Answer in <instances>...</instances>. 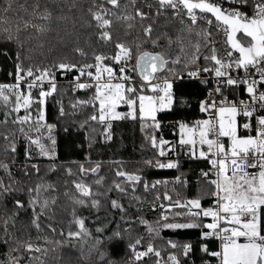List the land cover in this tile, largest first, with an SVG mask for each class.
I'll return each instance as SVG.
<instances>
[{
	"label": "snow or ice",
	"instance_id": "obj_1",
	"mask_svg": "<svg viewBox=\"0 0 264 264\" xmlns=\"http://www.w3.org/2000/svg\"><path fill=\"white\" fill-rule=\"evenodd\" d=\"M129 3L134 8V15H117V10L121 8V0H100L99 3L93 0L88 9L91 17L89 27H92L94 22L97 39L105 45L113 46L112 55L94 53V63L62 60L49 69L25 63L26 59L31 58L24 57L23 51L26 43L33 39L28 33L29 29L35 33L49 31L45 22L52 20V12L47 7L41 11L37 0L33 5V11L29 14L30 18H17L10 22L7 13L13 10V0H8L3 9L5 16L0 18V40L15 45L17 52L14 72L9 73L14 77L15 82L0 84V103L5 109V118L0 124L6 126L11 122L19 126L18 131L28 145L25 148L26 161L32 159L30 151L32 146L38 149L40 156L49 159L55 157L56 140L51 135L55 126L45 123V105L47 99L53 96L59 87L56 71L65 75L78 73L74 80L69 81L73 91L94 89V95L90 99L79 100L73 104V107L77 104L91 105L96 109L98 103V114L94 111L89 119L107 124L106 139H111L109 129L113 120L128 118L135 120L139 117L142 130L145 127L160 128L157 114L172 108L173 83L175 79L183 76L182 71H176V66L181 65V57L177 56L169 60L164 52L143 50L144 45L149 41L153 48L161 47L160 37L152 38L154 22L145 24V21L152 18L135 7L136 0H129ZM105 5H110L111 8ZM155 5L156 17H166L170 22L180 25V35L176 37V42L180 45L182 53L185 52V38H188V43L193 49L191 57L183 64L188 75L198 77L200 73H214L216 79L217 86L213 92L221 97L219 103L212 99L213 93H209V100L199 103L201 112L211 111L209 118L197 120L191 126L177 122L180 134L179 146L188 149L186 154L190 155V158L206 160L210 165L207 171H201V175L209 187L206 195L211 199V203L204 207L201 196L183 202L176 200L171 206L180 211L174 213L171 222L168 215H162L157 221L158 227L138 218L139 223L146 227L151 239L145 244L144 238L138 236L134 242H129L127 247L130 258L123 264H147L146 257H155L154 264H184L174 252L163 260L161 250L153 242L159 238L161 228L200 229L203 240L213 238L219 240V251L210 250L207 244L201 246V251L216 258L218 264H264V0H155ZM147 6L150 9L153 7L151 3ZM123 7L127 9L128 5ZM19 8L27 12L23 4L19 5ZM137 19L146 39L138 38L139 42L135 43V64L129 68L128 64L133 60L134 55L133 46L122 42L118 35L114 36L113 25L114 21H122L127 29L131 30ZM213 31L217 36L223 34L225 45L223 56L216 47L218 41L213 38ZM22 33L27 35L22 36ZM162 35L171 47L172 38L167 32ZM193 36L197 38L195 42L190 39ZM202 46L209 48V54L202 57L205 62L203 67L198 63L201 59ZM73 51L81 57L87 56L82 48L77 47ZM234 53H238V57L234 56ZM4 54L7 55L6 52ZM109 61L111 63H108ZM169 64L171 67L168 68V73L171 79L165 76L161 81L159 73ZM117 65L118 71L115 70ZM92 69L95 71L93 72ZM233 69H242L243 75H232ZM129 72L137 73L138 81L133 80ZM85 76L88 77L89 82L81 81ZM45 83L47 87L44 86ZM201 83L207 84L208 81L202 80ZM241 87L248 95V102L242 99L230 101L224 95V88L235 91ZM33 90H36L35 95ZM120 105H125L128 111L118 112L117 108ZM33 109L36 112L34 120ZM21 111L23 115H20ZM59 111L61 116L64 115L62 105ZM10 117H12L11 121H9ZM25 125L28 126V130H25ZM42 129L48 132L46 138L39 135ZM33 132L38 134L35 138ZM3 139L8 141L9 136L4 135ZM44 139L50 141L51 146L43 143ZM148 139L153 148H157L158 143L161 146L159 157L169 158L166 162L160 159H156L155 162L147 160L146 165L161 169L179 168L178 161L172 160L170 152L166 153L163 148L164 145L169 144V141L161 138L157 142L154 135ZM5 150L13 154L14 162L17 151L15 141ZM171 151H175V148ZM24 167L25 175H29L27 171L29 165L26 163ZM0 168L4 169L9 177V183L0 179V207L5 210V215L0 217V232L3 233L0 236V244L8 247L0 264H53V261L59 264L61 255L58 250L63 248H78L81 259L89 261L95 254L97 257L95 264H116L109 258L106 248L113 242L123 241L126 233L130 236L134 221L124 220L122 215L121 220L129 225L128 228L121 229L120 224L117 223L116 227L110 230V234L104 235L109 229L107 225H101L95 228L97 235L93 236L92 231L86 227L85 218L77 215L76 211L77 207L99 209L101 201L98 197H106V193L93 192L91 186L83 180L74 182L78 195L70 196L73 204L70 228L66 236L63 230L59 232L64 239H49L39 233L42 231L41 218L45 216L50 206L55 204V199H49L44 195L49 190H53V186L37 184L34 187H21L18 181L11 178L8 164L0 163ZM30 168L36 173L40 171L39 166L34 163ZM98 168V164L90 169L79 165L81 173L89 171L95 173ZM68 174L72 175L71 169H68ZM116 175L133 184L142 182L139 175L124 171H117ZM176 180L181 182L179 177ZM167 183V181H155L152 188ZM96 184H102V178L98 179ZM114 187L121 193L126 192L119 183ZM148 187L149 185L144 183L145 190ZM25 195L26 200L19 198ZM65 195L68 196L69 193L66 192ZM8 198L12 199L10 210L6 203ZM159 198L157 196V199ZM163 199L171 201L172 198L165 193ZM110 203L113 209L125 213L123 205L117 200L113 199ZM28 212H31L28 223L18 229L17 218L21 213ZM205 218H210L211 222L204 223ZM71 225H75L76 230H71ZM10 228L20 231L22 235L16 236L10 232ZM29 228H34L38 233L35 238L31 236ZM49 229L53 234L57 232L51 225ZM89 241H92L90 245ZM167 244L171 249L179 248L184 257L189 256L193 248L191 243L178 245L169 240ZM85 245H88L87 254L84 252ZM205 264L209 262L206 261Z\"/></svg>",
	"mask_w": 264,
	"mask_h": 264
},
{
	"label": "trees",
	"instance_id": "obj_2",
	"mask_svg": "<svg viewBox=\"0 0 264 264\" xmlns=\"http://www.w3.org/2000/svg\"><path fill=\"white\" fill-rule=\"evenodd\" d=\"M8 0H0V18H4L3 9L6 7ZM37 0H13V10L7 13V18L10 22L17 18H30L29 14L33 11V5ZM97 3L100 0H96ZM40 10L43 11L47 7L52 12V20L45 22L49 31L44 33H35L29 29L28 33L33 36V39L28 41L25 45L23 56L30 57L26 59L25 63L31 64L34 67L52 69V65L60 61H73L78 63H91L93 61V54H109L114 51L111 44L105 45L97 39V30L93 26L89 27L91 17L88 13L89 7L93 0H39ZM151 3L150 0H136V8L141 9L148 14L152 19L145 21L153 23L154 31L152 38L160 37L159 48H153L149 41L144 45L143 50L152 52H164L166 57L171 60L177 56L181 57V65L176 66V71L184 72L183 64L191 57L193 49L188 43V38H185L184 47L185 52H180V45L176 42V37L180 35L178 23L170 22L166 17H156L154 10H146L144 5ZM23 4L27 8V12L19 8ZM128 5L127 9L123 6ZM111 8L110 5H105ZM133 14L134 8L129 3V0H121V8L117 10V15ZM63 17V19H61ZM114 36L118 35L122 42L131 44L135 51V43L139 40L146 39L143 36L141 25L137 19L134 22V27L131 30L127 29L125 23L115 22L113 25ZM167 32L168 36L172 38L173 44L171 47L168 41L163 37V33ZM27 35L26 33H22ZM193 42L196 37L190 38ZM82 48L86 53V57L79 56L73 51L75 48ZM7 53L5 55L4 53ZM17 52V47L13 44H7L0 40V80L3 79L2 73L5 70H14V60ZM209 48H201L200 55H208ZM204 62H202L203 64ZM169 64L164 71L159 74L160 80L165 76H169ZM192 68L191 65H189ZM54 70V69H53ZM171 79V76H169ZM208 89V83L185 81L175 79L173 83L174 104L171 109L157 114V119L160 122L159 129H152L145 127L142 130L141 121L139 117L133 120L131 118L122 120H113L111 128L109 129L111 139L105 138V129L107 124H102L97 121H92L89 117L96 111L98 114V107L94 109L91 105H79L73 107L79 100H88L94 95V91L88 93H80L73 91L72 88L65 85H59L56 93L53 94L46 101L45 105V123L52 124L55 127L51 135L56 140L55 157L49 159L40 156L38 149L35 146L31 148V160L25 159V148L28 146L23 136L18 131V125H13L9 122L6 126L0 124V163H6L10 166L11 178L19 182V186L27 188L34 187L37 184L52 185L53 190L44 193L49 199H55V204L50 206V209L41 218L42 231L39 235L47 236L49 239H64L59 235L63 230L65 236L70 228L72 221L73 204L70 199L72 195H78L74 188V182L83 180L91 186L93 192L106 193L105 196L98 197L101 204L99 209L81 208L77 207V215L85 218L86 227H88L93 236H96L95 228L101 225H107L109 231L104 235L110 234V230L115 228L117 223L120 224L121 229L128 228L129 225L124 220H132L131 235L125 234V239L120 242H113L108 245L106 251L109 253V258L116 262V264H123L124 261L130 258L128 250V243L134 242L135 238L140 236L144 238L145 244L151 239L147 229L144 225L139 223V219L147 221L153 226H157V221L161 216L166 214L170 222L173 221L174 213L180 209L167 207L171 202L176 200L184 201L186 199L202 197V203H208L211 199L206 195L209 190L201 171L204 168L200 162H188L184 158L178 148H176V155H172L169 145H164L163 148L166 153L170 152V158L178 161V169H161L159 167H149L145 161L156 159L167 161L168 156L159 157L160 145L153 148L148 137L155 136L157 142L162 138L169 141L172 137H176L179 133L177 122H184L192 125L199 119V103L205 97ZM36 93H34L35 95ZM63 106L64 115H60V106ZM119 110L126 113L127 107L124 105ZM5 109L0 103V121L4 120ZM34 113L36 114L35 110ZM15 115V114H13ZM9 118V121H11ZM34 120V118H33ZM149 124L151 121L148 122ZM25 130L28 126L25 125ZM14 134V135H13ZM4 135L9 136V140L3 139ZM35 138L37 133H32ZM43 137L48 136L46 129H42ZM15 141L17 151L14 155L10 151H6L7 146ZM48 146H51L47 139L42 140ZM29 165L27 171L29 175H25V164ZM37 164L40 168L39 173H36L30 168L31 164ZM99 168L97 172L91 171L81 173L79 165H84L85 168L96 167ZM54 168L55 170H50ZM68 169H71L72 175L68 174ZM117 171H124L129 174L139 175L141 181L139 183L128 182L125 178L116 175ZM179 177L181 182H177ZM102 178V184L97 185L96 181ZM0 179L5 183H9V177L4 169L0 168ZM152 180L167 181L165 184H158L153 189L150 186ZM119 183L121 187L125 188L126 192L121 193L115 189L114 185ZM144 183L149 185L145 190ZM111 189V191H108ZM69 193L68 196L65 193ZM167 193L172 199L171 201L163 199L164 194ZM157 196L160 198L157 199ZM26 200L25 196L19 197ZM138 198V199H135ZM117 200L122 204L125 213H121L111 207V200ZM7 208H12V199L8 198ZM159 205V206H155ZM161 205L164 207L162 208ZM5 215V210L0 207V217ZM124 215V220L121 216ZM31 212L21 213L17 218V228L28 223ZM139 218V219H138ZM180 219V218H177ZM181 222H184L181 220ZM205 223V222H204ZM55 227L57 232L51 233L49 229ZM71 230H76L75 225H71ZM206 230V229H205ZM31 236L35 238L38 233L34 228H29ZM16 236H21L22 233L16 229L10 228ZM3 233L0 232V236ZM174 241L178 245L184 243H191L193 248L189 256L184 257L182 251L178 249H171L167 241ZM155 246L161 250L163 260L167 259L170 253H175L184 264H205L207 259L210 264H218L216 258L210 257L201 251L202 244H207L210 250L218 251V244L216 241L203 240L201 238L200 229H184V230H170L160 229L159 238L154 241ZM92 241H89L90 245ZM141 250H143L141 248ZM8 251V247L0 244V260L4 259V253ZM58 252L61 255L59 264H95L97 257L95 254L91 260L81 259L78 248H63ZM85 254L88 252V245L84 248ZM55 255V254H52ZM51 259V256H50ZM155 257H146L147 264H154ZM53 264H56L53 261Z\"/></svg>",
	"mask_w": 264,
	"mask_h": 264
},
{
	"label": "built area",
	"instance_id": "obj_3",
	"mask_svg": "<svg viewBox=\"0 0 264 264\" xmlns=\"http://www.w3.org/2000/svg\"><path fill=\"white\" fill-rule=\"evenodd\" d=\"M144 6H145L146 10H154V11H156V6H154V5H153V7L151 9L147 5H144ZM225 7H227V4L225 5ZM213 38L216 41H218V43L216 44V47L219 49V54L221 56H223L224 55V48H225L223 34L221 33V35L217 36L215 34V31H213ZM133 53H134L133 60L130 61L129 64H128L129 68H132L134 66V64H135V51H134V48H133ZM108 55H112V54H108ZM234 56L238 57V54L234 53ZM202 57H203V55L201 56V59L198 61L199 65L201 67H203L204 63H205L203 61ZM202 62H204V63L202 64ZM91 63H94V60ZM108 63H111V62L109 61ZM118 68H119V66L117 65L115 67V70L118 71ZM54 71H55V69H54ZM92 71L94 72L95 70L92 69ZM252 71L254 72V70H252ZM11 72H14V70H5V71H3V73H2L3 79L0 80V84H11V83L15 82L14 81V77L9 75V73H11ZM128 74L133 77V80H137L138 81L139 77H138L137 73L129 72ZM237 74L243 75V70L242 69L241 70L233 69L232 70V75L235 76ZM75 75H78V73H74V74L70 73V74L65 75L64 73H62L60 71H56V80H57L58 85H69V81L70 80H74ZM256 78L258 79V77H256ZM179 79L180 80H185V81H195V82H201L202 80H207L208 81V89L206 91L205 97L201 101L209 100V93H213L212 99H215L219 103V100L221 99V97L213 92V89L217 86L214 73H212V74L200 73L198 77H190L188 75L187 70H186V71L183 72L182 78H178L177 80H179ZM81 81L82 82H89L87 76L82 77ZM114 82H119V81H114ZM155 82H159V81H155ZM44 86L47 87V84L45 83ZM33 91H34V93H36V90H33ZM91 91H94V89L77 90L76 92L88 93V92H91ZM224 95L230 101H232V100H241L242 99L245 102H248V95H247V93H246V91L244 90L243 87H241L240 89H237L235 91H233L231 89H228V88H224ZM211 114H212L211 111H209V112H201L200 111V107H199V119L198 120L208 119ZM179 138H180V134L178 133V135H176V137H172L169 140V144H170L169 145V149L171 150L172 148H175V151H171L172 155H176V153H177L176 148H178V150L180 151L181 155L184 158H186V160L188 162H200V164H202L203 167H204L202 170L203 171H207L209 169V167H210V165L207 163V161L203 160V159H199V158H190V155L186 154V153H188V149L187 148H181L179 146V144H178ZM225 140H226V138H225ZM197 157H198V151H197ZM173 160L175 161V159H173ZM250 171H255V170L250 169ZM154 182H155V180L151 181V183H150L151 188H152V184ZM210 203H211V200L208 203H205V204L202 203V204H203L204 207H207V206L210 205ZM204 222L208 223V222H211V220H210V218H205ZM208 241H216L217 244H218V248L220 249L219 240L213 238V239H209ZM206 261L209 262V264H210V260L209 259H207Z\"/></svg>",
	"mask_w": 264,
	"mask_h": 264
},
{
	"label": "rangeland",
	"instance_id": "obj_4",
	"mask_svg": "<svg viewBox=\"0 0 264 264\" xmlns=\"http://www.w3.org/2000/svg\"><path fill=\"white\" fill-rule=\"evenodd\" d=\"M109 54H113V52L112 53H109ZM65 86H69V85H65ZM70 87V86H69ZM71 88V87H70ZM50 98V97H49ZM48 98V99H49ZM122 106H124V105H120L118 108H117V111L118 112H121V113H124L123 111H121V110H119ZM97 107H98V103H97ZM169 109H167V110H165V111H168ZM127 111H128V109H127ZM126 111V112H127ZM165 111H163V112H165ZM160 113V112H159ZM24 113H23V111H21V113H20V115H23ZM32 117L35 119V117H36V114L34 113V109H33V111H32ZM112 122V121H111ZM194 124V123H193ZM192 124V125H193ZM107 126V125H106ZM191 126V125H190ZM186 200H188V199H186ZM186 200H184V201H186ZM175 201H173V202H171V204L170 205H168L167 207H172L171 205H172V203H174ZM183 202V201H182ZM155 206H159V205H155Z\"/></svg>",
	"mask_w": 264,
	"mask_h": 264
},
{
	"label": "water",
	"instance_id": "obj_5",
	"mask_svg": "<svg viewBox=\"0 0 264 264\" xmlns=\"http://www.w3.org/2000/svg\"><path fill=\"white\" fill-rule=\"evenodd\" d=\"M151 1L155 2V0H151ZM237 54H238V53H237ZM238 55H239V54H238ZM164 69H165V68H164ZM164 69H162L160 73H162V72L164 71ZM160 73H159V74H160Z\"/></svg>",
	"mask_w": 264,
	"mask_h": 264
},
{
	"label": "crops",
	"instance_id": "obj_6",
	"mask_svg": "<svg viewBox=\"0 0 264 264\" xmlns=\"http://www.w3.org/2000/svg\"><path fill=\"white\" fill-rule=\"evenodd\" d=\"M150 1H151V0H150ZM152 2H153V1H152ZM154 3H155V2H154ZM151 52H152V51H151ZM219 250H220V249H219ZM219 250H218V251H219Z\"/></svg>",
	"mask_w": 264,
	"mask_h": 264
},
{
	"label": "bare ground",
	"instance_id": "obj_7",
	"mask_svg": "<svg viewBox=\"0 0 264 264\" xmlns=\"http://www.w3.org/2000/svg\"><path fill=\"white\" fill-rule=\"evenodd\" d=\"M70 86V85H69ZM71 87V86H70Z\"/></svg>",
	"mask_w": 264,
	"mask_h": 264
}]
</instances>
